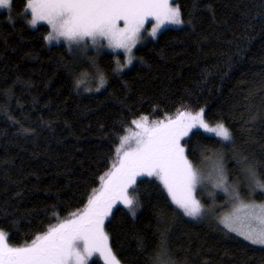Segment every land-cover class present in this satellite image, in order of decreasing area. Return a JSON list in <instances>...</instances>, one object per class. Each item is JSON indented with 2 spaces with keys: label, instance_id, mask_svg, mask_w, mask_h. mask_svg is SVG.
<instances>
[{
  "label": "trees",
  "instance_id": "1",
  "mask_svg": "<svg viewBox=\"0 0 264 264\" xmlns=\"http://www.w3.org/2000/svg\"><path fill=\"white\" fill-rule=\"evenodd\" d=\"M175 2L185 24L138 47L139 61L122 73L111 71L115 53L102 54L108 83L97 93L77 91L75 79L89 61L65 43L48 44L49 27L26 22L25 0H15L11 19L0 13V230L10 244L31 243L82 210L117 162L118 138L135 131L131 120L140 116L153 122L204 108L235 143L193 129L185 138L189 159L214 164L216 157L201 156L210 149L242 200L264 201L249 191L236 157L246 156L264 177V0ZM136 187L135 217L118 205L105 225L122 264H151L162 234L175 264H264V247L214 218L183 215L156 177H139Z\"/></svg>",
  "mask_w": 264,
  "mask_h": 264
},
{
  "label": "snow or ice",
  "instance_id": "2",
  "mask_svg": "<svg viewBox=\"0 0 264 264\" xmlns=\"http://www.w3.org/2000/svg\"><path fill=\"white\" fill-rule=\"evenodd\" d=\"M14 3L15 0H0V9L8 10L9 19ZM24 11L30 15L26 22L31 27L41 22L50 26L45 37L50 44L63 40L73 53L85 52L93 46L99 51L104 42L108 48L123 50L126 62L121 64L116 60L113 74L122 73L132 65L133 49L141 41L149 21L153 23L148 35L153 38L168 25L185 24L181 7L174 0H25ZM187 23L192 25V20ZM91 67L92 73L81 71L76 77L77 91L93 79L98 81V86H85L84 91L99 92L107 85V76L95 60L91 61ZM131 124L135 131L129 130V135L118 138L117 162L100 177L101 188L93 192L82 210L71 213L69 218L35 235L31 243L19 247L11 246L7 234L0 230V264H89L94 256L103 258L104 264H121L105 229L106 221L117 204H122L135 217L141 205L139 196L133 193L139 192L137 181L144 176L156 177L171 203L193 219L205 215L198 189L203 191L205 182L212 183L234 205L233 213L220 219L223 227L252 245L264 246V203H245L239 191L228 184L221 157L214 152L209 155L210 149L201 153L206 161L216 157L207 175L189 159L185 138L193 129H202L212 138H219V143H235L232 131L223 122H209L205 109L199 108L153 122L148 116H140L132 119ZM236 157L248 180L249 191L264 194V177L256 166L242 154ZM150 260L151 264H175L169 256L166 235H161L159 251Z\"/></svg>",
  "mask_w": 264,
  "mask_h": 264
},
{
  "label": "rangeland",
  "instance_id": "3",
  "mask_svg": "<svg viewBox=\"0 0 264 264\" xmlns=\"http://www.w3.org/2000/svg\"><path fill=\"white\" fill-rule=\"evenodd\" d=\"M174 3L175 4H178L177 2H175L174 0ZM4 11H8L7 9H0V13L1 12H4ZM28 19H30V15L28 14ZM152 21H149L148 24L145 25V32H143L141 35H142V38H141V41L136 45V48L133 49V54H134V60H133V63L132 65H130L129 67L125 68L124 71L130 69L131 67H133L138 61V57L136 55V50L138 47L146 44L147 42L151 41V40H154L158 37V35L164 30L162 29L160 33L157 34V36L155 38L151 37L148 35V32H150L151 30V25H152ZM40 24H44L43 22H41ZM38 24V25H40ZM37 25V26H38ZM47 25V24H46ZM36 26V27H37ZM48 26V25H47ZM35 27V28H36ZM49 27V31H50V26ZM170 27H173V28H179L181 26H176V25H168L167 28H170ZM48 34V33H47ZM47 36V35H46ZM47 41V40H46ZM48 44H50L48 41H47ZM59 43H65L67 45V42L61 40L59 42H53L51 44H59ZM105 52H112V53H115L117 55L116 57V60H119L121 62V64H124L126 62V54L123 52V50H113L111 48H108L107 47V44L106 42H104V46L101 47L99 49V51H97L96 47L93 46V47H89L87 49V51L85 52H79L81 53L80 55L82 57H85L87 61H89L90 63V68L87 69L86 71L89 72V73H92V67H91V61L92 60H95L96 64H98V60L100 58V56L102 54H104ZM101 68V67H100ZM123 71V72H124ZM85 86H89V87H97L98 86V81H96L95 79L91 80L87 85ZM85 86H82L80 88L81 91L83 92H86L84 91V87ZM102 90V89H101ZM86 93H97L96 91H92V92H86ZM202 130V129H201ZM209 134V133H207ZM211 135V134H210ZM186 146V144H185ZM198 170L202 173V174H205L207 175L211 170H212V166H213V163H210V164H206L204 165L203 167L202 166H197L195 165ZM228 184L230 186H234L233 184L229 183ZM236 189L237 187L234 186ZM238 190V189H237ZM211 193V195H210ZM198 198L201 200V203L204 205V208H205V215L201 218L204 220H210V219H215V221L223 227V224L220 223V219L226 215H230L233 213L234 211V205L233 203L230 201L229 197L227 194H225L222 190L220 189H216L214 188L213 184L210 183V182H205V184L203 185V191H200L198 189ZM242 199V198H241ZM245 203H252V202H255L257 204H262L264 203V201H255L253 200V197L251 199H245L243 200ZM118 205H122V204H117L116 206ZM116 208V207H115ZM114 208V209H115ZM113 209V210H114ZM110 218V217H109ZM191 218V217H190ZM193 219V218H192ZM107 222V221H106ZM106 229V228H105ZM223 229L225 231H227L224 227ZM228 232V231H227ZM231 233V232H230ZM233 235H236L235 233H232ZM237 236V235H236ZM237 237H240V236H237ZM243 239V237H240ZM9 242V241H8ZM10 244V243H9ZM11 246H14L12 244H10ZM256 246H259V245H256ZM14 247H19V246H14ZM260 247H264V246H260ZM93 258H96V259H99L101 260L103 263V258L99 257V256H94L92 257L91 259ZM122 264V263H121Z\"/></svg>",
  "mask_w": 264,
  "mask_h": 264
}]
</instances>
